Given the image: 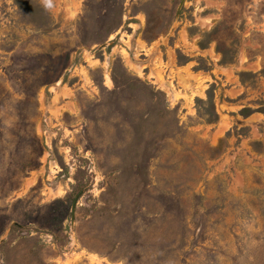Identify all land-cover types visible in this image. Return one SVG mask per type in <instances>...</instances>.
<instances>
[{"label":"rangeland","instance_id":"obj_1","mask_svg":"<svg viewBox=\"0 0 264 264\" xmlns=\"http://www.w3.org/2000/svg\"><path fill=\"white\" fill-rule=\"evenodd\" d=\"M179 1L0 0V264H264V0Z\"/></svg>","mask_w":264,"mask_h":264},{"label":"water","instance_id":"obj_2","mask_svg":"<svg viewBox=\"0 0 264 264\" xmlns=\"http://www.w3.org/2000/svg\"><path fill=\"white\" fill-rule=\"evenodd\" d=\"M184 0H180L178 3V7H177V11L180 9V7L182 6ZM76 199L77 197H75L72 200L71 206H70V224L72 225L73 223V219H74V209H75V203H76Z\"/></svg>","mask_w":264,"mask_h":264}]
</instances>
